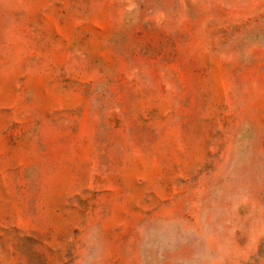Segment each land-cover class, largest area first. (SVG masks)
<instances>
[{
    "label": "rangeland",
    "instance_id": "obj_1",
    "mask_svg": "<svg viewBox=\"0 0 264 264\" xmlns=\"http://www.w3.org/2000/svg\"><path fill=\"white\" fill-rule=\"evenodd\" d=\"M0 264H264V0H0Z\"/></svg>",
    "mask_w": 264,
    "mask_h": 264
}]
</instances>
